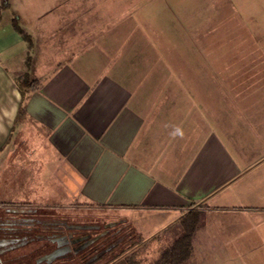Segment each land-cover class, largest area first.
Returning a JSON list of instances; mask_svg holds the SVG:
<instances>
[{
	"label": "crops",
	"instance_id": "0c3cea01",
	"mask_svg": "<svg viewBox=\"0 0 264 264\" xmlns=\"http://www.w3.org/2000/svg\"><path fill=\"white\" fill-rule=\"evenodd\" d=\"M6 2L0 6L6 202L106 207L144 239L199 210L193 264H264V79L224 82L218 68L186 67L182 82L166 83L167 93L157 96L152 79L141 81L154 68L112 63L104 47H61L78 42L63 14L67 4L56 5L53 30L42 15L33 17L28 44L12 19L17 3L23 12L34 7ZM125 9L123 23L141 28L143 20ZM19 75L37 79V87L22 96ZM22 188L37 190L28 196Z\"/></svg>",
	"mask_w": 264,
	"mask_h": 264
},
{
	"label": "rangeland",
	"instance_id": "374dc122",
	"mask_svg": "<svg viewBox=\"0 0 264 264\" xmlns=\"http://www.w3.org/2000/svg\"><path fill=\"white\" fill-rule=\"evenodd\" d=\"M10 1L15 3L21 0ZM23 2L32 5L34 11L23 12V6L17 3L13 14L16 15L20 27L29 33L36 28L33 26H37L36 22L33 23V17L37 18L40 15L44 18L43 21H46L44 23L46 28L55 29L53 24L58 17L53 14L56 12V5L67 4L69 10L63 14L68 19V24L73 23L74 27L69 28V31L78 35V42L62 43L61 47L70 49L71 46L77 51L91 46L104 47L103 50L112 63L125 62L130 67L127 69H134L137 66L149 71L150 68H154L153 75L141 74V81L147 83L152 79L157 96L167 93L162 87L166 83L182 82L181 72L186 67L218 68L223 73L224 82L264 79V75L260 74L261 68H264V0H23ZM104 7L110 9V13L107 10L103 11ZM120 7L127 10L132 7L133 14H136L133 18L139 21L142 19L144 25L135 30L126 26L123 22L124 18L128 17L124 16L128 12L126 9L115 10ZM70 8L74 10L70 11ZM98 40L100 42H97ZM141 53L146 57L138 59ZM7 190L4 188L0 193V200L3 202L10 196L8 193L5 194ZM26 190L30 194L28 196H31L37 189L22 188V191ZM39 201L41 200L38 199L37 202ZM37 202L19 205L10 202L0 204V227L3 226L0 228V251L15 246L1 252L3 258L12 259L11 264H32L35 257L51 249L53 245L38 239V235H35L55 230L48 222L62 221L68 224L65 226L74 223L79 225V229L85 230L99 226V231L104 230L106 235L97 240L98 249L107 246L112 248L113 244L115 247L93 264H101L108 259L107 257L129 246L130 251L136 250L137 257L150 261L158 248L167 244L180 228L176 222L167 231L144 239L133 231L130 224L121 219L122 216L118 212L106 207H94L78 201L58 206ZM6 208L17 210L18 213H15L17 217L11 216L14 214L7 212ZM36 219L43 220V223L35 224ZM10 222L16 227L13 230L16 234L14 240L7 234L8 230L5 228L10 226L8 224ZM28 223L31 239L27 244L21 245L25 240L21 232L27 229ZM98 238L100 234L92 239ZM60 258L61 255L56 257L52 264L89 262L88 259L79 256ZM187 264L193 263L190 261Z\"/></svg>",
	"mask_w": 264,
	"mask_h": 264
},
{
	"label": "trees",
	"instance_id": "16d2710c",
	"mask_svg": "<svg viewBox=\"0 0 264 264\" xmlns=\"http://www.w3.org/2000/svg\"><path fill=\"white\" fill-rule=\"evenodd\" d=\"M6 1L7 0H0L1 8L5 9L8 7V2ZM20 26L17 17L14 16L12 19V27L22 36L23 40L30 44L29 34ZM14 80H16L19 93H21L22 96L25 94V91H30L36 88L38 83L37 79H28L25 75L17 76ZM5 203L6 202H0V204ZM177 222L180 226V228H178L179 232L174 233L173 237L167 242V244L161 245L158 248L152 260L145 261L142 257H137L136 250L130 251L131 247L129 246L119 250L110 257H107L108 259L102 264H187L190 261L192 262L194 251L191 240L196 228H198L202 222L200 212L197 210H191L186 214L181 215ZM111 249L109 251H111ZM109 251L101 254L99 258L107 255Z\"/></svg>",
	"mask_w": 264,
	"mask_h": 264
},
{
	"label": "flooded vegetation",
	"instance_id": "af4514ba",
	"mask_svg": "<svg viewBox=\"0 0 264 264\" xmlns=\"http://www.w3.org/2000/svg\"><path fill=\"white\" fill-rule=\"evenodd\" d=\"M35 224H41L43 223V220H37L35 221ZM51 223V225L54 226L55 230H50L52 232L50 233H39V234H35L38 235L37 238L38 239H43L45 241H48L51 245H53L51 247V249L43 254L38 255L37 257L34 258V261L32 264H52L55 260L53 259L51 262H46V259H42L40 260V258L49 253L52 252L54 250H59V255L62 256V258L66 259V258H72L74 256H79L82 257V259H88V263H94L97 260H99V256L101 254H103L104 252H108L111 247L107 246L105 248H99V246H97V243L99 241V239H102L106 233L102 231H99V226H95L94 228H91L92 230H85V229H79L78 227H70L72 225H74V223L71 225V223H69V226H65L68 225L66 222H62V221H55V222H48V224ZM64 225V227H63ZM6 230H8L7 234H10L9 236H11V239L14 240V235H16L14 233L13 230H15V228H10V226L7 228L5 227ZM27 229L22 230L21 233L23 236V239H25L24 241L21 242V245H25L27 244V242L30 241L31 239V235H29L31 233L30 231V223H28V225H26ZM100 234V238L98 239H92L95 235ZM27 236V237H26ZM98 240V241H97ZM115 245L113 244L112 248ZM15 246H10L4 250H10L11 248H14ZM1 250L0 251V264H11L12 259H5L1 256V252L4 251ZM60 258V259H62ZM40 260V261H39ZM104 262V261H103ZM102 262V263H103ZM101 263V264H102ZM31 264V263H30Z\"/></svg>",
	"mask_w": 264,
	"mask_h": 264
},
{
	"label": "water",
	"instance_id": "95a60500",
	"mask_svg": "<svg viewBox=\"0 0 264 264\" xmlns=\"http://www.w3.org/2000/svg\"><path fill=\"white\" fill-rule=\"evenodd\" d=\"M70 227H79V225H78V224H74V225H72V226H70ZM58 254H59V250H54V251H52V252H49V253L43 255V256L40 258V260H42V259H46V260H45L46 262H51L53 259H55L56 257H58ZM40 260H39V261H40Z\"/></svg>",
	"mask_w": 264,
	"mask_h": 264
}]
</instances>
